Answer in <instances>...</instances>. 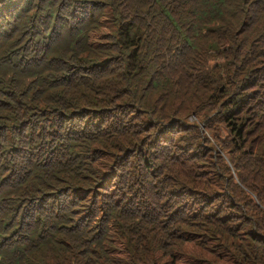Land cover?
Instances as JSON below:
<instances>
[{
  "label": "trees",
  "instance_id": "16d2710c",
  "mask_svg": "<svg viewBox=\"0 0 264 264\" xmlns=\"http://www.w3.org/2000/svg\"><path fill=\"white\" fill-rule=\"evenodd\" d=\"M258 99L264 0H0V264H264Z\"/></svg>",
  "mask_w": 264,
  "mask_h": 264
},
{
  "label": "rangeland",
  "instance_id": "374dc122",
  "mask_svg": "<svg viewBox=\"0 0 264 264\" xmlns=\"http://www.w3.org/2000/svg\"><path fill=\"white\" fill-rule=\"evenodd\" d=\"M243 42H244V37L242 35H239L238 38H237V40H236V42H235V44L240 45ZM223 47H224V49H227V48L234 47V46L232 44H230V45H224ZM245 47H247V46H245ZM247 49H249V48L247 47ZM209 50L216 54V56L213 57L210 62L220 63L223 60L224 55H220L219 52L217 53V49H210L209 48ZM206 61H207V58H206ZM203 72L207 73V71H205V70ZM222 86H223V84L221 83L219 85V88H222ZM249 112H250V114H249L250 117H252L253 114L255 113V111L253 109L250 110ZM213 113L214 112H209V116H212ZM190 116H195L196 117V120H193V121H197V116L194 113L191 112V113H189L187 115V119L189 121H190V119H189ZM215 122L218 123L219 126L217 124L212 123V129L211 130H214V128H216V127H220L219 132L222 133V134H224L225 131H226V129H227V125L225 126L224 124H222L221 122H218V121H215ZM205 132L207 133V135L209 136V138L212 139L211 134L209 132H207V131H205ZM214 143H215L216 150L219 151L220 153H222L225 158H227L226 157L227 156V153L226 152L224 153L222 150L219 149V145L217 144L216 141H214ZM16 157H20V156H17L16 155ZM3 229L5 230V234H4L5 236L3 238V241H10L12 239V237H13L12 229L9 226H3Z\"/></svg>",
  "mask_w": 264,
  "mask_h": 264
}]
</instances>
